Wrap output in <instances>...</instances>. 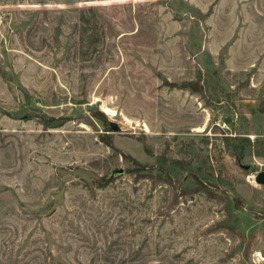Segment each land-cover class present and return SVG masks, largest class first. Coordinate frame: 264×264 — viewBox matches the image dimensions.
<instances>
[{
	"label": "rangeland",
	"instance_id": "1",
	"mask_svg": "<svg viewBox=\"0 0 264 264\" xmlns=\"http://www.w3.org/2000/svg\"><path fill=\"white\" fill-rule=\"evenodd\" d=\"M261 170L264 0H0V264H264Z\"/></svg>",
	"mask_w": 264,
	"mask_h": 264
},
{
	"label": "water",
	"instance_id": "2",
	"mask_svg": "<svg viewBox=\"0 0 264 264\" xmlns=\"http://www.w3.org/2000/svg\"><path fill=\"white\" fill-rule=\"evenodd\" d=\"M111 126H112L113 130H119L120 129V126L117 123L111 122ZM243 166L245 168H247V169H251L252 168V165H250V164H247V165L245 164ZM255 180L258 183L264 184V170H261V171L257 172Z\"/></svg>",
	"mask_w": 264,
	"mask_h": 264
},
{
	"label": "bare ground",
	"instance_id": "3",
	"mask_svg": "<svg viewBox=\"0 0 264 264\" xmlns=\"http://www.w3.org/2000/svg\"><path fill=\"white\" fill-rule=\"evenodd\" d=\"M104 109H105V111H106L107 113H111V114H114V113H115V110L112 109V108H110V107L105 106Z\"/></svg>",
	"mask_w": 264,
	"mask_h": 264
}]
</instances>
